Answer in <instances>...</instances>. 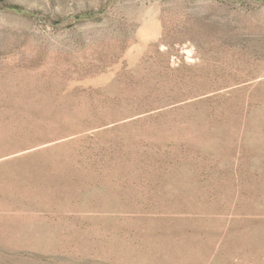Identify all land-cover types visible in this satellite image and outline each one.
I'll return each mask as SVG.
<instances>
[{
	"label": "rangeland",
	"instance_id": "obj_1",
	"mask_svg": "<svg viewBox=\"0 0 264 264\" xmlns=\"http://www.w3.org/2000/svg\"><path fill=\"white\" fill-rule=\"evenodd\" d=\"M0 264H264V0H0Z\"/></svg>",
	"mask_w": 264,
	"mask_h": 264
}]
</instances>
